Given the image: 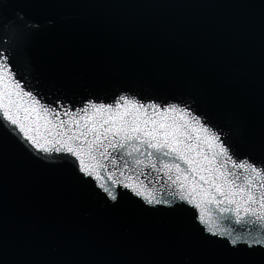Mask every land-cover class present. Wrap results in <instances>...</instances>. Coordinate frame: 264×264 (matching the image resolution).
Segmentation results:
<instances>
[{
  "label": "water",
  "instance_id": "95a60500",
  "mask_svg": "<svg viewBox=\"0 0 264 264\" xmlns=\"http://www.w3.org/2000/svg\"><path fill=\"white\" fill-rule=\"evenodd\" d=\"M0 53L42 104L186 105L264 163V0H0ZM48 157L0 122V264H264V222L233 246L184 201L149 203L167 185H116L113 200Z\"/></svg>",
  "mask_w": 264,
  "mask_h": 264
},
{
  "label": "snow or ice",
  "instance_id": "6c2138e0",
  "mask_svg": "<svg viewBox=\"0 0 264 264\" xmlns=\"http://www.w3.org/2000/svg\"><path fill=\"white\" fill-rule=\"evenodd\" d=\"M0 122L36 152L69 162L113 200L116 185L138 195L143 192L136 186L147 187L144 181L167 185L171 198L157 200L149 192V203L184 201L199 223L210 225L205 231L230 237L233 246L242 234L251 239L259 231L254 225L264 222V163L240 159L189 106L121 96L108 105L88 102L78 111L59 102L54 108L24 91L0 53ZM210 206L227 227L212 219Z\"/></svg>",
  "mask_w": 264,
  "mask_h": 264
}]
</instances>
